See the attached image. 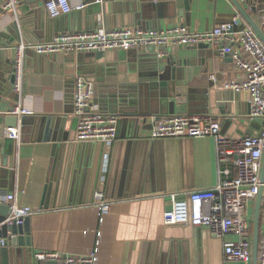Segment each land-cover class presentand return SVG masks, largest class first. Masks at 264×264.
Wrapping results in <instances>:
<instances>
[{
	"label": "crops",
	"instance_id": "crops-1",
	"mask_svg": "<svg viewBox=\"0 0 264 264\" xmlns=\"http://www.w3.org/2000/svg\"><path fill=\"white\" fill-rule=\"evenodd\" d=\"M184 1L103 0L99 12L92 6L95 0H70L71 11L52 16L47 0H18L17 13L0 10V65L14 66L13 47L21 39L32 45L49 41L57 33L93 29L98 14L103 15L108 27L183 23L193 31H205L233 16L240 19V27H252L232 0H186L187 10ZM240 1L261 28L264 2ZM81 4V9L76 8ZM233 46L243 52L238 40ZM95 52L39 54L30 47L22 91L14 90L19 94L18 102L0 98L1 116L16 113L1 111L7 105L30 111L16 113L19 123L21 118L28 122L26 132L20 134L17 159L0 165V198L14 192L22 204L41 209L30 215L31 246L15 251L9 238H0L5 240L0 243V263L35 264L33 252L39 249L64 254L95 249L98 264H140L143 254V264H222L223 239L208 227L168 225L163 220L171 193L182 197L191 190L217 184L215 137L152 138L153 116H160V109L153 104L168 88L173 89L175 81L189 83L198 89L192 94L200 95L213 80L219 95L214 91L213 99L196 101L205 105L197 106V112L191 114L218 118L223 134L230 131L231 136L241 137L256 133L264 127V119L251 117L250 94L224 87L227 82L243 81L245 74L230 54L217 56L210 45H170L156 55L157 59L153 55L139 59L127 49H107L101 58L95 57ZM213 70L215 78H211ZM77 73L92 84L91 111H107L104 103L117 95H124L129 105L135 104L133 113L115 112L121 118L112 144L75 139L73 91ZM158 74L163 75L167 86L160 84ZM133 117L137 120L134 123ZM229 118L232 121L224 126ZM109 178L112 185L107 190ZM97 189L112 200L105 214L90 204ZM247 218L254 232L255 202L247 207Z\"/></svg>",
	"mask_w": 264,
	"mask_h": 264
},
{
	"label": "built area",
	"instance_id": "built-area-1",
	"mask_svg": "<svg viewBox=\"0 0 264 264\" xmlns=\"http://www.w3.org/2000/svg\"><path fill=\"white\" fill-rule=\"evenodd\" d=\"M103 2V0H95ZM264 2V0H262ZM18 0H0V10L17 13ZM46 7L52 16H59L72 10L70 0H47ZM83 5L76 8L81 9ZM98 25L93 29L57 33L51 40L28 45L23 39L14 46L15 80L14 90L21 92L25 75V56L28 48L39 54L59 52L79 53L82 51H105L107 49H137L162 54L170 45H191L207 43L215 55L230 54L236 66L245 74L243 81L224 84L227 89L247 91L250 94L249 113L252 118L264 119V42L252 27H240L239 18L216 24L205 31H193L186 24H172L166 27L121 26L108 27L102 14L97 16ZM264 33V7L260 14ZM242 45L243 52L234 48L235 41ZM216 73L211 72V78ZM74 116L76 119V141L112 144L117 138V121L114 113L87 110L90 105L92 84L81 74L74 76ZM13 112L21 115L30 111L16 107ZM150 130L152 138L165 136L215 137L219 164L218 182L214 187L194 189L185 196L171 193V204L163 212L168 225L189 224L206 226L211 233L223 239L222 264H252L253 229L247 218V207L254 203L264 182L261 170L264 157V127L256 133L241 137L227 136L221 132V121L210 115L165 114L153 116ZM20 128L7 127L3 136L20 141ZM6 202L10 214L6 221L22 222L26 215L41 209L18 201L16 193L7 194ZM112 200L102 189L94 192L90 204L103 214L111 209ZM1 244L5 240H0ZM35 264L54 261L56 264H98L97 251L64 254L56 250L39 249L33 252ZM3 264V263H0ZM258 264H264V196L260 229Z\"/></svg>",
	"mask_w": 264,
	"mask_h": 264
},
{
	"label": "water",
	"instance_id": "water-1",
	"mask_svg": "<svg viewBox=\"0 0 264 264\" xmlns=\"http://www.w3.org/2000/svg\"><path fill=\"white\" fill-rule=\"evenodd\" d=\"M235 5L238 7L240 12L250 21L252 24L253 29L257 32L259 37L264 42V33L262 32L261 28L251 19V16L247 12L244 5L241 3L240 0H232ZM103 2H96L92 4L94 9L96 11L102 9ZM185 9H189L188 2L184 1ZM98 16V15H97ZM96 16V22L98 25ZM240 22V19H239ZM160 28V27H157ZM201 45H208L207 43H201ZM209 46V45H208ZM14 49V47H13ZM131 50V55L135 56L139 59L143 57H149L153 55L155 58L158 55L157 52H145V51H139L137 49H129ZM104 55V51H96L95 57L101 58ZM170 58L172 59L173 56L170 55ZM157 59V58H156ZM173 60V59H172ZM158 60L156 61V68L159 69ZM15 57H14V66L12 67H6L5 65H0V98H3L2 96H5L10 99H14L16 103L19 99V94L14 91V80H15ZM161 74H158L161 85H166L167 83L162 81ZM175 75L173 76V79H175ZM6 79L9 81L8 86L10 87V90H8V86H5ZM214 81L210 80L207 82L206 86L203 88L202 94L200 95H193L192 92L198 90L193 87L192 85H189V83L186 82H179L175 81L173 86V89L168 88L166 94H163L162 97L158 98L156 102H154L153 107H157L160 109L159 113L160 115L165 114H191L194 112H197L194 110L197 106H204L205 103H195L196 101H202L206 102L207 100H211L214 97V91L216 96L219 95V91L214 90ZM173 90V91H172ZM172 92V93H171ZM174 92V93H173ZM224 96V92H223ZM1 101V100H0ZM105 106H107V111H103L105 113H114L116 111L120 112L121 114L126 113L129 111V113H133L135 111H131V109H135L134 105L130 103L128 104L126 98L124 95H117L112 98H108L107 101L104 103ZM223 104V102H221ZM225 105V104H224ZM18 105H7L4 109H1V111H7L12 112L15 110V108ZM130 108V109H128ZM109 109V110H108ZM87 110L90 109V105L87 107ZM189 112V113H188ZM119 113V115H120ZM117 114V113H116ZM136 114V113H134ZM118 115V114H117ZM118 115V116H119ZM121 116V115H120ZM121 117L118 118L117 121V130H118V123ZM137 120L132 118V122H136ZM232 120L226 119V121L223 122L224 126H227L230 124ZM28 121L25 118H21L19 123V117L16 113H9L5 116L0 115V165H9L13 161H15L20 154V146L17 140L6 138L3 136L4 129L7 127H13L18 126L22 132H26L25 126ZM69 121H67L68 124ZM227 136H231L230 131H226ZM240 135H238L239 137ZM235 137V136H232ZM20 141H22V137H20ZM98 145L101 142H95ZM96 172V165L94 164L92 169V175L90 177L91 182L93 184L94 180V173ZM261 180L264 182V157H263V165L261 170ZM92 184L90 185L89 190H92ZM110 185H112V182L108 181L107 190L110 189ZM47 186L44 187V193L42 197V202L45 198V191ZM95 192V191H94ZM94 196V193H93ZM263 196H264V187L262 186L258 197L255 201V218H254V232H253V259L252 264H258V249H259V239H260V229H261V216H262V202H263ZM93 200V199H92ZM43 204V203H42ZM10 214V207L9 204L6 202L5 198H0V238H9V243L11 246L15 247V251L18 250L19 247L22 248L23 246H31V217L30 215H26L22 222H16L13 221L11 224H9L6 219L8 215ZM191 224V223H189ZM199 227V226H196ZM144 261V254L141 256V262L140 264H143ZM155 262V259L153 260ZM3 264H8L7 261H5Z\"/></svg>",
	"mask_w": 264,
	"mask_h": 264
},
{
	"label": "trees",
	"instance_id": "trees-1",
	"mask_svg": "<svg viewBox=\"0 0 264 264\" xmlns=\"http://www.w3.org/2000/svg\"><path fill=\"white\" fill-rule=\"evenodd\" d=\"M262 205H263V202H262Z\"/></svg>",
	"mask_w": 264,
	"mask_h": 264
}]
</instances>
